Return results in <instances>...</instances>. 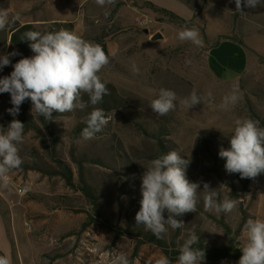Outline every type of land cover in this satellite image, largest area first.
Listing matches in <instances>:
<instances>
[{
    "label": "rangeland",
    "instance_id": "374dc122",
    "mask_svg": "<svg viewBox=\"0 0 264 264\" xmlns=\"http://www.w3.org/2000/svg\"><path fill=\"white\" fill-rule=\"evenodd\" d=\"M51 1L0 0V11H7L10 18L18 15L19 24L45 20L51 11L57 15V5L51 7ZM143 1L171 11L187 23L160 22ZM108 7L111 15L105 18V8L95 0L85 4L84 32L77 24V16L72 18L76 19L74 33L97 44L103 39L107 45L110 62L98 75L116 90L117 100L105 110L114 113V118L94 139L83 140L81 133L75 137L74 131L83 125L92 106L64 114L54 111L51 123L58 145L52 153L39 133L25 128L23 143L19 145L23 165L9 173L6 188L0 186V256H6L9 264H112L114 256L123 252L134 264H155L165 256L161 249L140 244L123 229L145 230L137 226L135 215L141 207L143 166L158 158L159 141L166 153L176 150L190 159L187 178L199 183L201 191L196 212L176 217L184 222V227L169 228L163 236L171 250H179L193 232L200 233L208 245H224L227 235L220 221L237 233L236 240L242 248L247 242L246 221L264 220V173L251 182L250 192L237 200L231 213L205 210L204 183L216 189L221 199L232 197L213 172L212 160L197 139L205 130L229 138L238 118L259 120L264 127V0L256 8H243V14L236 12L235 0H118L115 6ZM68 9L73 16L75 7ZM137 19L152 24L140 26ZM52 23L35 25L46 29ZM185 26L199 29L202 47L179 40L178 33ZM145 29L149 32L145 33ZM157 33L162 38L151 41ZM221 36L242 39L246 49L233 42L243 50L241 57L227 51L222 41L213 51ZM235 59L241 62L238 68L233 65ZM186 60L192 63L186 64ZM133 64L139 74L132 71ZM8 75L6 72L4 76ZM233 85H238L240 99L234 106L222 109L223 97ZM161 88L174 91L178 98L176 110L165 116L157 115L150 107ZM194 88L205 100L188 109L180 100ZM82 96L87 102V94ZM10 101V94L0 93V127L5 123V129L14 118L7 111L12 107ZM23 107L24 103L20 112ZM31 107L29 100V119L37 123L51 145L49 133L39 116L32 114ZM73 157H77V163ZM59 163L72 170L73 185L60 174ZM223 175L236 178L235 173L229 174L225 169ZM81 178L93 188L96 209L80 188ZM20 184L30 186L27 196L17 194ZM237 186L241 188L238 182ZM164 215L167 218V211ZM173 255L178 257L179 252ZM213 264L233 263L224 260Z\"/></svg>",
    "mask_w": 264,
    "mask_h": 264
},
{
    "label": "clouds",
    "instance_id": "9594fccd",
    "mask_svg": "<svg viewBox=\"0 0 264 264\" xmlns=\"http://www.w3.org/2000/svg\"><path fill=\"white\" fill-rule=\"evenodd\" d=\"M95 2L105 8L103 15L107 18L111 15L108 6H115L118 0ZM261 3L262 0H235V9L243 14V8H256ZM19 19L18 15L10 18L7 11H0V31ZM178 38L198 47L203 46L199 29L195 27L185 26L179 31ZM21 39L30 41L29 47L34 55L19 59L12 65L10 75L0 78V93H8L11 97L12 107L7 109L8 113L17 116L26 99L31 100L32 114L43 116L46 120H52L54 111L60 114L77 109L83 111L91 105L92 110L82 120L85 127L81 137L83 140L94 139L114 118V113L108 114L97 107L105 96L111 94L107 82L98 75L110 62L102 46L64 28L43 33L29 30L22 34ZM17 55L20 53L14 50L0 56V70L12 63L10 57ZM191 63V60H186V64ZM132 71L139 74L135 64ZM239 91L238 85H233L231 92L223 97L220 107L227 109L237 104ZM82 94H87V102ZM177 99L174 91L161 88L150 107L157 115L165 116L176 110ZM208 99H211V93ZM204 100L205 97L194 88L180 103L189 109ZM234 125L230 147H221L218 155L225 160L224 167L229 174L238 173L241 178L255 179L264 173V127L259 120L252 118H238ZM24 130L25 125L18 119L11 120L6 129L0 127V186L5 188L10 182L9 173L21 169L23 165L19 145L23 143ZM190 162L178 151L170 150L150 160L147 167L143 166L141 207L135 221L137 226H143L157 239L163 238L169 228L176 230L184 227V222L176 217L197 210L200 184L187 178ZM23 191L26 193L28 188ZM202 192L205 210L231 213L238 205L236 199H221L208 183L203 184ZM244 229L247 242L240 249L242 255L237 264H264V220L249 218ZM199 243V236L194 232L190 234L179 249L176 264H202L206 253L203 248L196 247ZM0 264H9L8 258L0 256ZM112 264H134V261L120 252L114 256ZM155 264H171V261L167 256H161Z\"/></svg>",
    "mask_w": 264,
    "mask_h": 264
},
{
    "label": "trees",
    "instance_id": "16d2710c",
    "mask_svg": "<svg viewBox=\"0 0 264 264\" xmlns=\"http://www.w3.org/2000/svg\"><path fill=\"white\" fill-rule=\"evenodd\" d=\"M143 4L145 7H147L157 15L158 21L160 22L167 21L171 24L187 23L186 20H183L182 18L176 16L171 11L158 7L150 2L143 1ZM61 28L67 29L72 32L74 31L73 25L67 22L65 23L53 22L52 26L46 29H42V27H36V25L32 23H25V24L15 23L10 25L5 30L0 31V51L5 52V54L10 53L14 50L20 53V55L10 57L12 63L8 66H5L0 71V78H3L6 72H8L10 75V73L13 71L12 65L15 64L19 59L34 55V53L31 51L29 47L30 41L21 39L22 34L24 32L32 30V31H40L43 33L49 31H58ZM226 39H229L232 42L239 44L244 49L247 48V46L243 43L242 39H238L235 37H228V36L227 37L221 36L220 39L217 41L215 47H217L221 41ZM98 44L102 46L106 55L109 56V51L105 41L101 39L100 43ZM106 86L111 94L105 96L103 102L98 105L104 110L108 109V106H112L118 98L115 93L116 90L114 89L113 85L107 83ZM29 100L30 99L25 100L24 107L22 108L20 114L14 118H11L10 120L18 119L25 125V128L34 130L37 133H39L45 147L48 150H50L51 153L55 152V149L58 145V135L52 127L51 120H46L43 116H39V121L42 123V125L49 133L51 140V145H49L46 141V136L41 131V128L37 125L36 122L31 121L28 117L27 110L29 106ZM10 120L7 119V121ZM139 126L143 128L142 130L145 134H148L146 131L147 129L143 125H139ZM1 127L5 128V123H3ZM83 127H85L84 124L79 127H76L74 131L75 137L77 136V133H81ZM197 142L198 145L201 147V149L204 151V153L211 158L213 164L212 167L213 172L229 188L231 197L236 200L243 199L247 195V193L250 192V184L254 179L241 178L238 173H235L236 178L233 179L226 178L225 175H223L225 169L224 167L225 160L220 158L218 155L221 147L224 148L230 147V137L229 138L223 137L219 133H216L215 131L205 130L199 135ZM157 147L159 149L158 150L159 156L166 154L164 150L165 147L161 141L157 143ZM74 160L75 163H77V157H75ZM59 168H60V174L65 178L66 182L70 185H73L74 177L72 170L66 167L63 163H59ZM237 182L239 183L241 188L237 186ZM80 188L82 192L89 198L92 208L96 209L97 208L96 195L93 191L92 186L88 183L87 180L85 181L81 178ZM219 224L224 229L227 235V242L221 246L208 245L203 239L202 235L199 233L198 236L200 239V243L196 245V247L203 248L206 253L205 260L203 262L213 264L216 262L228 260L233 264H237L240 256L242 255V252L240 250L241 248L239 247L238 242L236 240L238 235L237 233H235V231L234 232L232 231L231 227L228 224H226L225 221H220ZM123 232L124 234H131L134 238H136V240H138L140 244H153L157 246L159 249H161L163 254L169 258L171 264H173V262L177 260V255L174 256L173 254H177L179 250H176V248H174V250H171V247L168 246V243L165 241L164 238L157 239L150 231H146L142 229L132 230L130 229V227L123 229Z\"/></svg>",
    "mask_w": 264,
    "mask_h": 264
},
{
    "label": "crops",
    "instance_id": "0c3cea01",
    "mask_svg": "<svg viewBox=\"0 0 264 264\" xmlns=\"http://www.w3.org/2000/svg\"><path fill=\"white\" fill-rule=\"evenodd\" d=\"M88 2H89V0H52L51 1V7H53L54 4L57 5V8H58V10L56 12L57 15H55V11H51L49 17H47L45 20H35V21L31 20V21H27L25 23L36 24L39 22H41V23H51V22L65 23V22H67V23H71L73 25V30H74V23L76 22V19H74L72 17H74L76 15L77 16V24H79V26L82 27V30L84 32L86 27H85V23H84L83 18L85 16V4H87ZM68 3H69V6H68ZM70 6L75 7V13L73 14V16H72V14H70V11L68 9ZM25 23H22V24H25ZM222 43L224 44L223 47L227 51H232L235 55L237 54L238 56L241 57L243 50L240 49L239 47H237V44H234L233 42H226V41H224V42L222 41ZM219 47H220V45L217 46L213 51L215 52V50H217ZM3 55H5V53L0 51V56H3ZM234 62H233V65L236 68H238V66H240V64H241L239 59H237V60L235 59ZM1 232H2V227L0 225V233Z\"/></svg>",
    "mask_w": 264,
    "mask_h": 264
},
{
    "label": "built area",
    "instance_id": "2783aa9c",
    "mask_svg": "<svg viewBox=\"0 0 264 264\" xmlns=\"http://www.w3.org/2000/svg\"><path fill=\"white\" fill-rule=\"evenodd\" d=\"M136 23L138 24V25H140V26H149V25H151L152 24V22L151 21H146V20H136ZM25 187H27L28 188V191L25 193L24 191H23V189L25 188ZM16 192H17V194L19 195V196H27L30 192H31V188H30V186L29 185H27V184H20V185H18L17 186V188H16ZM27 226H30L29 224H27Z\"/></svg>",
    "mask_w": 264,
    "mask_h": 264
},
{
    "label": "water",
    "instance_id": "95a60500",
    "mask_svg": "<svg viewBox=\"0 0 264 264\" xmlns=\"http://www.w3.org/2000/svg\"><path fill=\"white\" fill-rule=\"evenodd\" d=\"M145 33H148V29L144 30ZM162 38V35L160 33H157L151 37V41H157Z\"/></svg>",
    "mask_w": 264,
    "mask_h": 264
}]
</instances>
